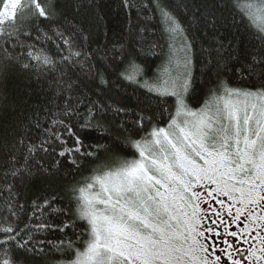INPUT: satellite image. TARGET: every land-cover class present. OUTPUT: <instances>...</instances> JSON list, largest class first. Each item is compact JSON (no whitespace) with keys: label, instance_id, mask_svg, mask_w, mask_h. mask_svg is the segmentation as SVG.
<instances>
[{"label":"trees","instance_id":"16d2710c","mask_svg":"<svg viewBox=\"0 0 264 264\" xmlns=\"http://www.w3.org/2000/svg\"><path fill=\"white\" fill-rule=\"evenodd\" d=\"M258 2L21 0L0 24V264H67L83 247L80 179L174 114L175 96L153 87L169 24L190 107L221 85L264 91Z\"/></svg>","mask_w":264,"mask_h":264},{"label":"rangeland","instance_id":"374dc122","mask_svg":"<svg viewBox=\"0 0 264 264\" xmlns=\"http://www.w3.org/2000/svg\"><path fill=\"white\" fill-rule=\"evenodd\" d=\"M20 2L5 1L0 24L14 15ZM257 4L256 7L250 5L247 11L264 29V7ZM168 29L170 50L153 87L175 96L174 114L166 125L143 134L133 145L132 154H107L80 179L77 184L81 186L79 211L88 221L89 234L83 247L67 264H130L121 255L128 251L126 245L132 239L131 234L125 233L127 224L132 223L125 214L133 215L142 209L139 203L133 206L129 201L135 192H141L145 199L147 195L155 196L156 189L167 192L164 203L159 205V217L148 218L157 231L142 229L139 232L142 237L153 239L163 234L164 245L148 250L154 257L151 264H204L202 241L195 237L200 235L198 224L204 210L200 203L211 197L201 194L207 192V188L200 187V181L209 167L201 154L224 151L219 145L216 148L210 145L205 125L208 117L226 105L236 112L240 131L237 135L233 122L224 160L229 168L243 165L244 171L235 172L227 186L223 183L212 186L221 199H226L225 194L228 196V200H222V211L235 212L233 220L244 215L247 221L246 207L253 208L260 199L259 194L264 192V91L221 85L199 106L190 107L185 100L189 58L185 43H181L183 33L174 23L169 24ZM233 105L236 107H231ZM161 146L170 154L167 159L161 154ZM256 212L264 217V212H259L258 208ZM251 218L255 219V214ZM143 255L141 252L140 258H134L131 264H143Z\"/></svg>","mask_w":264,"mask_h":264},{"label":"snow or ice","instance_id":"6c2138e0","mask_svg":"<svg viewBox=\"0 0 264 264\" xmlns=\"http://www.w3.org/2000/svg\"><path fill=\"white\" fill-rule=\"evenodd\" d=\"M241 54H243V50H241ZM185 87H187V84H185ZM231 107L236 106L233 105ZM229 109V105H226L224 109H217L211 117L207 118L205 125L210 145L213 148L219 145V148L224 151L223 153L217 152L214 154L213 152H207L206 154H201L205 158V164L209 165L200 181V187L207 188V192L201 194L208 195L211 198L204 199L200 203V208L202 207L204 210L198 224L200 235L196 236L195 239L202 241L201 250L205 257L204 264H264V217L256 212L257 208L259 212H264V192L259 194L260 199L255 202L253 208L246 207V213L249 216L246 221L244 215H240L233 220L232 217L236 215L235 212L222 211V200H228V196L225 194L223 197L226 199H221L213 190L219 183L227 186V182L234 179L235 176L233 174L235 172L244 171L243 165L229 168L224 160V157L228 155L227 141L233 122L235 123L237 135L240 131L236 112ZM244 119L245 123H247V115H245ZM201 123H205V121H201ZM172 147L175 148L176 145ZM160 151L165 156V159L170 155L164 146L160 147ZM217 156L220 159H216ZM205 180L207 183H204ZM161 188H163V185H161ZM240 191L243 194V189H240ZM145 195L147 194L145 193ZM166 195V190L156 189L155 196L147 195V199H145L141 192H135L129 201L133 206L139 203L142 209V212H136L133 215L125 214L127 220L132 221V223L127 224L125 233L131 234L132 239L126 245L128 251L122 252L121 255L125 256L130 264L134 258H140L141 252L144 253L143 264H151L154 257L149 254L148 250L158 249L164 245L163 234H161V238L153 239L151 237H142L139 232L142 229L157 231L156 226L148 218L159 217V205L164 203ZM229 204H231V201H229ZM253 214H255V219L251 218ZM136 221L139 223H136ZM122 222H124L123 218ZM69 227L71 225H64V228L58 230L64 231ZM245 227H248L249 230L244 231ZM132 241H135V243Z\"/></svg>","mask_w":264,"mask_h":264}]
</instances>
